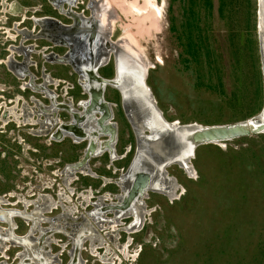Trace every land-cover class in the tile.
<instances>
[{
	"label": "rangeland",
	"instance_id": "rangeland-1",
	"mask_svg": "<svg viewBox=\"0 0 264 264\" xmlns=\"http://www.w3.org/2000/svg\"><path fill=\"white\" fill-rule=\"evenodd\" d=\"M143 1L110 0L117 18L113 20L116 32L112 40L122 37L140 61L146 57L151 64L147 83L167 121L233 125L261 113L264 73L259 0H155L162 8L160 15L148 11ZM28 4H43L45 15L52 11L46 0H29ZM55 52L62 55L65 49ZM31 57L40 61V55L29 54ZM44 65L60 79V102L71 101L78 106L84 97L71 69L62 67L65 64L56 68ZM29 70L36 77L40 74L32 66ZM112 72L109 67L103 75L112 76ZM17 83L11 82L9 89H17ZM45 88L52 89L49 85ZM107 98L119 106L115 109L120 126L117 153L124 154L130 146L135 150L136 141L121 110L120 97L110 90ZM4 143L0 138V152ZM46 147L43 165L31 159L9 158V163L0 159V176L12 181L10 185L2 183L0 192L11 189L29 200L39 192L55 196L63 182L53 187V173L78 161L85 145L73 147L67 142L58 148ZM133 154L115 163V168L126 169ZM190 165L193 175L175 165L167 169V177L175 179L179 189L173 199L152 197L157 211L148 217L144 233L136 237L135 248L142 245L144 249L138 260L115 253L118 257L109 264H264V135L200 147ZM90 167L93 174L109 181L119 177L107 158L93 160ZM73 178L80 180L72 185L80 191L101 184L81 175ZM156 183L159 189L168 188L163 176ZM120 244L124 245L122 241ZM17 251L13 249L7 260L2 256L0 260L15 263ZM84 259L88 264H105L88 254Z\"/></svg>",
	"mask_w": 264,
	"mask_h": 264
},
{
	"label": "flooded vegetation",
	"instance_id": "flooded-vegetation-1",
	"mask_svg": "<svg viewBox=\"0 0 264 264\" xmlns=\"http://www.w3.org/2000/svg\"><path fill=\"white\" fill-rule=\"evenodd\" d=\"M28 1L29 0H21L24 4H19L17 0H0V138L6 142L3 144L4 150L0 152V159L4 163H9V158L15 161H20L21 158L26 161L31 159L35 161V163L43 165L44 161L47 159L44 156V147L46 146L48 148H58V146L69 142L70 146H82L84 144L85 148L78 161L67 164L63 170L53 173V176L56 178L53 187H55L57 183L63 182V184H60L59 188H57V194L55 196L39 192L36 194L35 199L29 200L19 195L17 192L12 193L11 189L0 192V233L2 234H0V243L2 244H0V256L7 260L9 257L8 253H12L13 249L17 248L16 262L13 264H70L72 254H75L76 251L75 246L79 242L81 243V262L82 264H88V261L84 259L85 254L91 257L95 256L94 258L99 259L98 255L105 256L107 253H110L109 251L112 249L110 243L113 246L111 239L115 238V236H113L114 234L118 238H116V240L119 247L130 244L128 245L129 252L134 253L139 251L140 256L144 249L142 245L135 248L136 237H140V235L144 233L148 221H146V224L144 223L139 232L133 233L132 235L131 233H126V228L135 226V224H132L135 223V218L132 217L131 205L127 207L126 215L123 216L121 226L117 227L116 233L110 228L111 223L123 214L120 213V210H118L119 206L117 207V205L123 200L126 192L129 191V198L131 196L133 183L129 182L131 178L126 176V173L137 153L136 134L132 124L126 117L121 96L117 90L108 87L104 94L105 102L110 103L112 106L113 119L110 125L114 124L117 129L116 143L111 144L112 148L105 145L103 151L100 145L96 144L94 147V154L86 167L87 169L80 168L77 170L78 172H69L65 174L67 166L82 161L87 150L92 147L88 139L78 140L80 137L82 138L86 136L85 134L94 130L99 132L103 129L109 133L107 129L102 127L99 128L100 121L104 120L107 116L104 113V109H102V114L104 115L102 117L103 119L100 117L98 123V121H95V118L92 120V116H86V109L82 107L83 110L80 107L81 103L90 102V95L89 90L86 89L87 91H85L84 88L81 87L80 74L75 70L73 65L75 64L83 76L87 77L80 68L84 66L88 67L92 63L103 58L104 61L106 60V63H102L98 75L103 79L112 80L115 78L116 73V54L114 50L119 49L120 51V47H122L124 48L123 51L129 50L130 55L134 52L127 43H124L125 39L122 37L118 38L116 41L112 40L116 32V26L114 28L112 23L113 20H117V18H115L111 10V6L113 5L110 0H46L49 8L52 9V11L48 12L46 15L44 14L43 4L41 6L30 7ZM13 2H17L18 4L13 5V7ZM93 42H96L94 46H92ZM120 44H122V46ZM110 45L114 46L113 51H109L108 48ZM60 49H65V53L59 55L55 52ZM71 49L72 52L70 56L67 57ZM95 49H97L96 52ZM129 52L127 51V53ZM29 54L35 55L36 57L40 55V61H35V57H31L30 59ZM56 56H66L69 59L70 65L62 66L58 64ZM44 64L55 68L56 66H62L71 69L73 76L78 80L79 86L81 87L80 92L84 97L78 106L74 105L71 101H69V103L60 102V85L56 86L54 83L55 80L59 82L60 79L57 75L49 73ZM30 66L40 71L38 77L30 72ZM109 67H112V76L103 75V71ZM7 79L12 80L9 81ZM13 81L18 82L17 89L14 90L9 89V85H11L10 83ZM58 84H60V82ZM45 85H49L52 89H46ZM110 90L120 97L121 110H123L136 141L135 150L130 146V148L125 150L124 154L117 153V146L120 141V126L119 123L116 122L115 109L119 106L110 102L107 98ZM73 91L75 90L73 89ZM68 96L67 94L66 97ZM45 102L47 104H45ZM5 109L7 110L5 111ZM11 111H14L15 115H21V124H17L18 122L15 121V116ZM71 112H75L77 115H73ZM8 115L12 116L9 117ZM62 115H64V117ZM77 116H80V119L83 120L81 126H77L76 124ZM29 117L33 119L34 123L24 124L25 118ZM62 132L64 134L66 133L64 138L61 135ZM71 134L79 138L76 139L72 137ZM100 134H97L96 139L99 141L102 139V141H106V144H108L107 138L103 136V133ZM132 152L134 153L133 157L126 169L115 168V163L123 162L125 159H128ZM53 156L58 155L53 153ZM104 158H107L110 162L111 169L114 168V174H119V177L116 179L117 182H112L110 179L112 183L106 184L105 179H107V177H99V175L94 173L97 177L93 178L92 176L88 177L83 174V172L93 173L90 167L91 162L95 159L102 160ZM81 169H83V171H81ZM78 175L90 178L94 181H100L101 184L99 187H90L80 191L72 187L73 184L80 181L79 179L73 178ZM160 178L161 177L158 179ZM2 183L10 185L9 183H12V181L7 179V177L3 178L0 176V185ZM153 188L154 189L151 188V190H147L143 193H149L144 204L146 209L156 212L157 209L152 205V197L157 196V188ZM160 190L162 189L160 188L158 192H160ZM143 194L137 193L134 200L136 201V198H140ZM60 195L65 198L61 200ZM72 198L76 199L74 200ZM83 206L85 207L83 208ZM102 224L105 228H103ZM107 231L110 234L107 233ZM121 241L124 245L120 244ZM100 243H102V245ZM113 251L117 254L120 253L117 248H114ZM54 256H57V259ZM64 257H66V260L63 259ZM0 264L10 263L0 260Z\"/></svg>",
	"mask_w": 264,
	"mask_h": 264
},
{
	"label": "water",
	"instance_id": "water-1",
	"mask_svg": "<svg viewBox=\"0 0 264 264\" xmlns=\"http://www.w3.org/2000/svg\"><path fill=\"white\" fill-rule=\"evenodd\" d=\"M261 13L263 15L264 26V0H259L258 5V29L264 73V27L263 30L260 29ZM108 49L109 51H113L114 46L110 45ZM103 62L104 59L102 58L99 59L94 66L91 64L88 67L84 66L80 68L89 80L96 84L95 87L89 90L91 105L87 109L88 112L86 113V116H92L93 120V113L96 112L101 115L103 113L102 109H104L105 115L107 116L104 120L100 121V127L107 129L109 133L116 130L114 124L110 125V122L113 119L112 106L110 103H106L104 99L106 88L110 87L120 93L123 110L128 121L132 124L134 131L137 126L142 129V136L138 137L136 135L137 153L126 173V176L129 174H137V179L135 181L129 179V182L133 183L132 193L129 198L130 201L135 199L137 193L143 194L147 190H151V188L153 189V187H159V184L156 183L158 178L167 175V169L174 165L178 166L189 175H193L194 168L190 164L192 160L195 159L196 152L200 147L209 145L219 146L224 143H230L244 138L264 135V107L261 113L255 118L233 125L207 126L204 128L195 125L193 128H191L192 126H187L188 128L182 130L181 127L176 126L166 127L163 122L160 121L158 127H150V124H147V120L151 115L157 116L160 119L157 111L160 112L162 117L163 113L159 110L156 98L147 83L149 70L144 68L142 64L139 65L140 68L137 69L135 74L137 85L133 87L129 73H134V69L123 67L121 70L119 58L116 56L115 78L112 80H106L98 75V71L101 69ZM58 63L70 65L69 59H58ZM73 66L74 68L76 67L75 64ZM80 80V85L83 88V85L86 83L85 77H81L80 75ZM76 119L77 126H81L83 120L80 119V116H77ZM115 136L116 134L114 135V138ZM115 140L116 138L112 143H114ZM109 147L112 148V145ZM140 149H143L142 157H140L141 154L138 155ZM88 151L91 152L86 153L84 159L79 163L80 168H86L94 154L93 147H90L87 152ZM190 151H192L190 157L182 156ZM173 180L175 181V179ZM158 189L159 188H157V191ZM80 255L81 243L78 242L75 254L71 257L70 264H82Z\"/></svg>",
	"mask_w": 264,
	"mask_h": 264
},
{
	"label": "bare ground",
	"instance_id": "bare-ground-1",
	"mask_svg": "<svg viewBox=\"0 0 264 264\" xmlns=\"http://www.w3.org/2000/svg\"><path fill=\"white\" fill-rule=\"evenodd\" d=\"M146 5H147V10L149 11H151V12H155V13H157L158 15H160V12H161V9H160V6L159 5H157L156 3H155V0H144L143 1ZM162 6V5H161ZM134 10V9H133ZM135 11L136 12H139V13H141V14H143V10L142 9H140V8H135ZM134 11V12H135ZM124 14V13H123ZM139 15V14H138ZM143 15H145V14H143ZM146 15H147V13H146ZM261 15V27H260V29L261 30H263V15H262V13L260 14ZM116 22V21H115ZM113 25H114V27H115V23L113 22L112 23ZM124 32V31H123ZM68 44V43H67ZM92 44V43H91ZM94 44H96V42L94 43L93 42V44H92V46H94ZM121 46H122V44H120ZM68 46V45H67ZM69 47V46H68ZM15 48V47H14ZM22 48V47H21ZM31 48V47H30ZM69 48H71V47H69ZM135 48V47H134ZM17 49V48H16ZM32 49V48H31ZM123 49L124 48H122V47H120V51H119V49H115L114 50V53L116 54V56L119 58V61H120V68H121V70H122V68L123 67H130L131 69H134V73H132V72H130L129 74V76H130V79L132 80V82H131V84L133 85V87L135 86V85H137V78H136V72H137V69H139L140 67H139V65L140 64H142V66L144 67V68H146V69H148L150 66H151V64L148 62V60L146 59V57H145V59L144 58H142L141 57V61H140V59H138V57H137V55H136V51L134 50V49H132V51L134 52L133 54H131L130 55V52H129V50H126V51H123ZM11 50V49H10ZM13 51V50H12ZM97 51V49H95V52ZM127 51L129 52V53H127ZM46 52V51H45ZM71 52H72V49L70 50V52L68 53V55H67V57H69L70 56V54H71ZM15 53H16V51H15ZM28 53V52H27ZM19 54V53H18ZM110 55V54H109ZM47 57H49V56H47ZM66 56L65 57H56V59H68ZM13 60V59H12ZM29 60V59H28ZM27 60V61H28ZM52 62V61H51ZM97 62H94V63H92V65L94 66L95 64H96ZM104 64L106 63V60L103 62ZM33 64V63H32ZM59 64V63H58ZM7 65V64H6ZM123 65V66H122ZM75 69H76V71L82 76V77H85V76H83V74L77 69V67H75ZM18 75V74H17ZM50 76V75H49ZM46 78V77H45ZM24 79V78H23ZM52 79V78H51ZM85 80H86V83H85V85H83V88H84V90L85 91H87V90H90V89H92L93 87H95L96 86V84L93 82V81H91V80H89L88 79V77H85ZM53 83V82H52ZM55 85L57 86V85H59L58 83V81H56L55 80ZM35 87H37V86H35ZM29 88V87H28ZM32 89V88H31ZM43 89V88H42ZM87 89V90H86ZM40 91V90H39ZM50 92V91H49ZM53 92V91H52ZM42 93H43V91H42ZM48 96H50V95H48ZM55 97V96H54ZM54 100V99H53ZM56 101V100H55ZM16 102H17V100H16ZM34 102V101H33ZM36 103V102H35ZM37 103H39V102H37ZM38 105V104H37ZM40 105V104H39ZM81 105H82V107H84V109H86L85 110V112H88V107L91 105V103L90 102H88V103H86V102H83V103H81ZM4 106V105H3ZM27 106V105H26ZM5 107V106H4ZM15 107V106H14ZM14 107H12V108H14ZM25 107V106H24ZM33 107V106H32ZM39 107V106H38ZM44 107V106H43ZM72 108V107H71ZM159 108V107H158ZM28 109V108H27ZM112 109V108H111ZM7 109H5V111H6ZM10 110V109H9ZM40 110V109H39ZM99 110V109H98ZM159 110H160V108H159ZM17 111V110H16ZM161 111V110H160ZM8 112V111H7ZM13 114H14V116H15V121H17L18 123L17 124H21V122H20V116L19 115H15V113H14V111H11ZM41 112V111H40ZM57 112V111H56ZM162 112V111H161ZM30 113V112H29ZM73 115H75L76 113L75 112H71ZM105 113V112H104ZM163 113V112H162ZM12 114V115H13ZM56 114V113H55ZM113 114V113H112ZM157 114L159 115V117H160V119L157 117V116H152L151 115V117L147 120V124H150V127H158V125L160 124V121L161 122H163V124L166 126V127H171V126H176V127H181V129L182 130H185L186 128H188L187 126H192L191 128H193V126H197V127H202V128H204V127H207V126H201V125H199V124H191V125H182L181 123H179V121L178 122H169V121H167L166 119H165V117H164V114H163V117H162V115L160 114V112L159 111H157ZM11 115V116H12ZM35 115V114H34ZM33 115V116H34ZM52 115V114H51ZM72 115V116H73ZM77 115V114H76ZM93 115H94V118H95V121H98V123H99V118L100 117H103L104 115L103 114H99V113H96V112H94L93 113ZM97 115V116H96ZM9 116V115H8ZM7 116V117H8ZM11 116H9V117H11ZM28 116V115H27ZM82 116V115H81ZM3 117V116H2ZM6 117V118H7ZM52 117H53V115H52ZM4 118V117H3ZM23 118V117H22ZM42 118V117H41ZM55 118V117H54ZM13 119H14V117H13ZM36 119V118H35ZM103 119V118H102ZM22 120H24V119H22ZM39 120V119H38ZM48 120V119H47ZM2 121V120H1ZM5 121V120H4ZM14 121V122H15ZM43 121V120H42ZM88 121V120H87ZM39 122V121H38ZM6 123V122H5ZM28 123H34V121H33V119L32 118H25V121H24V124H28ZM74 123V122H73ZM241 123V122H240ZM86 124V123H85ZM97 124V123H96ZM172 124H174V125H172ZM90 125V124H89ZM28 126H30V125H28ZM84 126V125H83ZM97 126V125H96ZM100 126V125H99ZM185 126V127H184ZM22 127V126H21ZM208 127H210V126H208ZM99 128H101V127H99ZM38 129V128H37ZM52 129V128H51ZM81 129V128H80ZM88 131H91V130H88ZM40 132V131H39ZM45 132V131H44ZM87 132V131H86ZM117 129L114 131V132H111V133H108V132H101V131H97V130H94V131H91V132H88L87 134H85L86 136H84V137H78V138H76L75 137V135L74 134H71V136L72 137H75L76 139H78V140H85V139H88L89 140V142H90V145L93 147V149H94V147H95V145L96 144H99L100 145V148H101V150H104L105 149V145H108V146H110L111 144H112V141L116 138V136H115V138H114V135L116 134L117 135ZM135 132H136V135L138 136V137H141L142 136V129L139 127V126H137L136 128H135ZM38 133V132H37ZM100 134V133H103V136H108V137H106L107 139L106 140H108L107 141V143L108 144H106V141H99V140H97L96 139V136H97V134ZM66 134V133H65ZM63 132L61 133V135H62V137L64 138L66 135H65ZM88 134H89V136H88ZM43 135V134H42ZM49 135V134H48ZM65 135V136H64ZM78 135V134H77ZM101 135V134H100ZM62 138V139H63ZM114 138V139H113ZM99 141V142H98ZM115 143V142H114ZM103 146V147H102ZM225 147V146H224ZM104 148V149H103ZM226 148V147H225ZM98 151V150H97ZM112 151V150H111ZM91 151H88L87 153H90ZM141 154V156L140 157H142V155H143V149H140L139 150V153H138V155H140ZM192 154V151H190V152H188L186 155L185 154H183L182 156L183 157H190V155ZM96 156V155H95ZM196 156V155H195ZM194 160V159H193ZM192 160V161H193ZM81 162V161H80ZM79 162V163H80ZM79 163H75V164H72V165H68L67 166V168H66V171H65V174H68L69 172H78L77 170H79L80 169V164ZM87 169V168H86ZM81 171H83V169H81ZM86 171V170H85ZM82 173V172H81ZM196 173V172H195ZM83 174L85 175V176H88V177H93V178H96L97 176L96 175H94L93 173H85V172H83ZM70 175V174H69ZM76 175V174H75ZM62 176H63V174H62ZM66 176V175H65ZM132 180H136L137 179V174H129L128 175ZM163 177H165V180L167 181V183H168V188H167V190H160V192H158L159 191V189H158V191L156 192V194L157 195H161V196H164V197H167V198H171V199H173L175 196H176V190L177 189H179V187H178V184L173 180V178H171L170 176L169 177H167V175H165V176H163ZM196 177V176H195ZM124 178V177H123ZM98 179V178H97ZM125 179V178H124ZM71 180V179H70ZM69 181V180H68ZM117 182V181H116ZM105 183L106 184H111L112 182L111 181H109L108 179H105ZM116 184V183H115ZM159 184V183H158ZM69 185V184H68ZM117 185V184H116ZM180 186V185H179ZM154 189V188H153ZM132 191V190H131ZM184 193V192H183ZM139 194V193H138ZM148 192H147V194L145 193V194H143V195H141L140 196V198L138 197V198H136V201L134 200V199H132L131 201L129 200V191L128 192H126V194H125V196L123 197V200H121L120 201V203H119V205H117V207H118V210H120V213H123V214H121V216L117 219H115L112 223H111V225H110V228H112L111 230H114L113 232L114 233H116L115 231L117 230V227H119V226H121V222H122V220H123V216H125L126 215V209H127V207L129 206V205H131L132 207V213H133V216L132 217H134L135 218V223H132V224H135V226H133L132 228H126L125 230V232L127 233H131V235L133 234V233H137V232H139V230L142 228V226L144 225V223L146 224V221H148L147 219H148V217H150L151 216V214L153 213V212H155L154 210H149V209H146V207H145V204H144V201H145V199L147 198V196H148ZM154 194V193H153ZM181 194V193H180ZM74 195V194H73ZM110 195V194H109ZM108 195V196H109ZM137 195V194H136ZM117 196H119V195H117ZM121 196V195H120ZM85 197V196H84ZM45 198V197H44ZM48 198V197H47ZM63 198H65L64 196H62V195H60V199L61 200H63ZM95 198V197H94ZM177 198V197H176ZM41 199V198H40ZM51 199V198H50ZM86 199V198H85ZM93 199V198H92ZM101 199V198H100ZM44 200V199H43ZM110 200V199H109ZM116 200V199H115ZM134 200V201H133ZM175 201V200H174ZM88 202V201H87ZM172 202V201H171ZM49 203V202H48ZM47 203V204H48ZM123 203H124V205H123ZM85 204V203H84ZM95 204V203H94ZM113 204V203H112ZM29 206V205H28ZM98 206V205H97ZM85 206H83V208H84ZM130 208V209H131ZM150 208V207H149ZM51 209V208H50ZM49 210V209H48ZM99 210V209H98ZM102 210V209H101ZM108 210V209H107ZM106 211V210H105ZM99 213H102V212H99ZM106 213V212H105ZM115 213V212H114ZM66 214H69V213H66ZM65 214V215H66ZM87 214V213H86ZM66 216H69V215H66ZM64 217V216H63ZM131 217V216H130ZM66 218V217H65ZM92 218V217H91ZM106 218V217H105ZM128 218V217H127ZM64 219V218H63ZM74 219V218H73ZM98 219V218H97ZM101 219V218H100ZM111 219V218H110ZM65 220V219H64ZM91 220V219H90ZM102 220V219H101ZM107 220V219H106ZM42 222V221H41ZM95 222V221H94ZM106 223V222H105ZM110 224V223H109ZM54 226V225H53ZM102 226H103V224H102ZM51 227H52V224H51ZM96 227V226H95ZM63 228V227H62ZM73 228V227H72ZM103 228H105L104 226H103ZM40 229V228H39ZM58 229V228H57ZM65 229H67V228H65ZM111 230H110V232H111ZM62 231V230H61ZM43 232V231H42ZM96 232V231H95ZM107 233H109L108 231H107ZM119 233V232H118ZM1 234V233H0ZM34 234H35V232H34ZM110 234V233H109ZM2 235V234H1ZM118 235V234H117ZM99 236V235H98ZM111 236V235H110ZM113 236H115V238L114 239H111L112 240V243H113V246H115V247H113V248H117V249H119V251H120V253L126 258V259H130V258H132L133 260L132 261H137L138 260V258L140 257L139 256V253H137V252H135V253H137V254H130V252H129V250H128V245H130V244H128V245H124L123 247H119L118 246V242H117V240H116V235L114 234ZM70 237H72V236H70ZM51 238V237H50ZM104 238H105V236H104ZM109 238V237H108ZM91 239V238H90ZM94 239H96V238H94ZM118 239V238H117ZM95 241V240H94ZM1 242V241H0ZM4 242V241H3ZM107 242H109V241H107ZM15 243V242H14ZM54 243V242H53ZM1 244V243H0ZM13 244V243H12ZM11 244V245H12ZM101 245H102V243H100ZM111 244V243H110ZM2 245V244H1ZM104 245V244H103ZM4 246V245H3ZM99 246V245H98ZM101 247V246H100ZM75 248H76V246H75ZM97 248V247H96ZM95 248V249H96ZM108 249H111L110 247H107ZM93 249V248H92ZM98 250V249H97ZM5 251H7V250H5ZM75 251V250H74ZM107 251V250H106ZM130 251H132V250H130ZM92 252V251H91ZM110 253H107L105 256H100V255H98L97 253V255L99 256V259H100V261L102 262V263H105V264H109L111 261H112V259L113 258H117L118 256L117 255H115V252L111 249L110 251H109ZM7 253V252H6ZM70 253H71V251H70ZM95 253V252H94ZM132 253V252H131ZM72 256H73V254H72ZM19 257H21V256H19ZM55 257V256H54ZM57 257V256H56ZM55 257V258H56ZM71 257V256H70ZM95 257V256H94ZM57 259V258H56ZM83 259V258H82ZM54 262V261H53ZM3 263V262H2ZM60 263V262H59ZM134 263V262H133ZM125 264H126V262H125Z\"/></svg>",
	"mask_w": 264,
	"mask_h": 264
},
{
	"label": "trees",
	"instance_id": "trees-1",
	"mask_svg": "<svg viewBox=\"0 0 264 264\" xmlns=\"http://www.w3.org/2000/svg\"><path fill=\"white\" fill-rule=\"evenodd\" d=\"M172 1H173V0H172ZM174 25H175V24L172 22V27H173V28H175Z\"/></svg>",
	"mask_w": 264,
	"mask_h": 264
}]
</instances>
